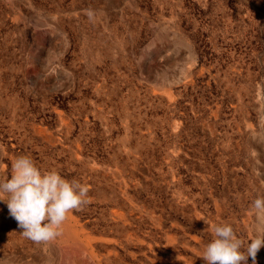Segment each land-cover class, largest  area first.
Instances as JSON below:
<instances>
[{"label":"rangeland","instance_id":"1","mask_svg":"<svg viewBox=\"0 0 264 264\" xmlns=\"http://www.w3.org/2000/svg\"><path fill=\"white\" fill-rule=\"evenodd\" d=\"M237 1L252 23L244 39L229 25L244 69L223 88L222 40L206 47L184 13L206 30ZM131 74L164 99L128 87ZM142 119L161 127L162 167L154 134H130ZM21 155L86 184L87 203L37 242L0 200V264H206L216 223L246 249L264 230L252 208L264 196V0H0V180Z\"/></svg>","mask_w":264,"mask_h":264},{"label":"clouds","instance_id":"2","mask_svg":"<svg viewBox=\"0 0 264 264\" xmlns=\"http://www.w3.org/2000/svg\"><path fill=\"white\" fill-rule=\"evenodd\" d=\"M12 169L10 178L0 180V200L7 203L23 234L34 241L55 237L67 214L87 203L86 184L70 181L56 170L42 171L28 155L16 157ZM252 208L256 218L264 221V196L254 199ZM212 233L202 256L206 264H241L248 257L255 264L257 252L264 246V230H257L246 249L228 223H216Z\"/></svg>","mask_w":264,"mask_h":264},{"label":"water","instance_id":"3","mask_svg":"<svg viewBox=\"0 0 264 264\" xmlns=\"http://www.w3.org/2000/svg\"><path fill=\"white\" fill-rule=\"evenodd\" d=\"M245 9L246 8L244 7L243 3L239 1L233 2L231 5H228V9L223 15H220V14L215 15V18H217V23L210 22L211 26L206 27V30L203 28L205 23L207 24L206 21L199 20V19L192 20V16L188 15L187 13H184L185 14L184 16H186L187 23H189L190 26L196 29V32L201 37V40H203L206 43V47H209V48L211 47L210 42L208 40L212 37H218V40H222L220 54L218 55L214 54V55L216 56V58H218L216 65H215V69L217 70V72H220L217 78H218V81L220 82L221 87L223 88L224 87L228 88L226 78L229 74H231V67L233 65H237L236 63L239 62L238 65H240L244 69V66L241 64V59H240V55L242 54V52L241 51L237 52L239 53L237 54V56L236 54L233 55L231 52L230 46L227 45L228 43L226 41V38L228 37L229 25L231 24V22L234 23V27H236V30L238 31V36H240L241 39L246 38V36L250 32L249 26L251 25L252 22H251L250 17L245 15ZM208 13H210L211 15L214 14L213 8L209 7ZM228 20H230V22H228ZM208 25H209V22H208ZM143 28H144L145 35L148 36L151 33V31L148 28L146 22L143 23ZM236 67H239V66H236ZM131 75H132L131 77L125 79V83L128 87H130L131 89L136 88L137 90H139L140 94H143L145 97H148L152 100L153 99H157V100L164 99L163 96L154 95L152 93L151 88L148 85H139L136 80H133L134 74H131ZM83 92L87 93V91L85 90ZM182 92L185 94H189V89L185 90V88H183ZM83 96L84 94L81 96L76 95L73 101H79L81 98H83ZM129 128H132L130 130V134L136 137L150 140V135L154 134L153 137L154 139L158 140V142L161 139V136H160L161 134H159V130H160L159 128L161 127L156 128V129L153 127H149L148 121L145 119H142L136 123H132L129 126ZM162 128H166V126H163ZM166 131H168V128H166ZM36 141H33V142L36 143ZM158 142H155L154 144V157L152 158L151 162L153 165H160L162 167V165L164 164L163 155L165 154V149L163 148V143H162L163 141L159 143ZM46 146L47 148H50L49 145H46ZM56 149L57 150L61 149V151H67L66 149L60 148V147H57ZM113 149H114V146H110L109 152H113ZM68 152H69L67 153L68 155H66L68 160H71V161L77 160L75 158L71 159L72 157L69 159V156H72V152L70 150ZM83 156H86V155L83 154ZM154 160H157V161H154ZM79 162L80 163L86 162V157H84L83 159H80Z\"/></svg>","mask_w":264,"mask_h":264}]
</instances>
